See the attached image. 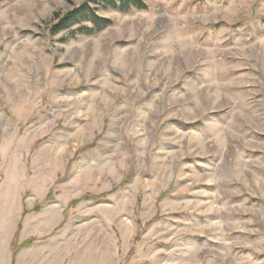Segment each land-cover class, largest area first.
<instances>
[{"label":"rangeland","instance_id":"rangeland-1","mask_svg":"<svg viewBox=\"0 0 264 264\" xmlns=\"http://www.w3.org/2000/svg\"><path fill=\"white\" fill-rule=\"evenodd\" d=\"M85 1L0 0V264H264V0Z\"/></svg>","mask_w":264,"mask_h":264},{"label":"trees","instance_id":"trees-1","mask_svg":"<svg viewBox=\"0 0 264 264\" xmlns=\"http://www.w3.org/2000/svg\"><path fill=\"white\" fill-rule=\"evenodd\" d=\"M133 8L147 9L148 4L146 0H86L79 5H75L66 13L56 12L55 19H57V22L53 26V33L67 31L66 35L72 38L84 34H93L113 23L110 18L101 16L99 14L100 10L114 9L120 12H128ZM20 226L15 236L18 235ZM15 254L16 251H14V257Z\"/></svg>","mask_w":264,"mask_h":264},{"label":"crops","instance_id":"crops-1","mask_svg":"<svg viewBox=\"0 0 264 264\" xmlns=\"http://www.w3.org/2000/svg\"><path fill=\"white\" fill-rule=\"evenodd\" d=\"M29 248H26L22 251H18L14 255V251H11V264H13V258H14V264H20L22 260H24V262H26V264H37L40 261V264H48L49 260H48V255L45 253L40 254V258H38V255L36 251L34 250H27ZM39 260V261H38Z\"/></svg>","mask_w":264,"mask_h":264}]
</instances>
